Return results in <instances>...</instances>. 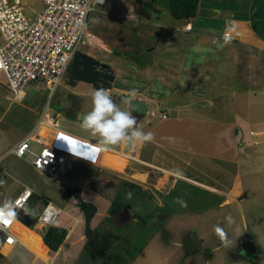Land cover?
I'll return each mask as SVG.
<instances>
[{
  "label": "rangeland",
  "instance_id": "rangeland-1",
  "mask_svg": "<svg viewBox=\"0 0 264 264\" xmlns=\"http://www.w3.org/2000/svg\"><path fill=\"white\" fill-rule=\"evenodd\" d=\"M219 2L224 3V0H205L209 8L218 6ZM35 3L39 4L37 1ZM167 5L168 0H106L101 11L93 12L89 19L88 28L98 39L95 38L91 44L81 45L79 50L109 65L108 70L114 80L110 87L104 89L121 110H127V106L121 105L120 101L132 89L137 91L134 100L138 98L146 103L147 111H136L132 115L139 120L141 131L154 133L157 144L155 141L143 144L140 158L223 190H229L238 176L243 196L235 197L191 183L183 184L184 187L180 184L181 188L169 195L174 177H169L164 183L167 174L156 169L149 173L145 181L137 177L128 181L116 179V176H110L78 159H71L58 176H52L31 165L33 155L17 157L10 154L0 162V204L12 201L27 186L40 196L35 207L29 211L38 214L43 200L48 199L61 210L55 225L67 228L73 222L66 209L69 197L76 200L73 203L76 215L81 213L78 196L97 202L99 208L89 226V235L79 244L74 243L75 249L68 259H56L58 264H102L99 258L89 261L84 251L82 253V244L94 236L95 230L100 236L113 237L107 240H112L108 252L118 255L116 264H264V143L257 141L240 147L234 135L238 125L233 116L234 112L247 116L253 128H257L255 122L260 118L254 115L259 114L256 109L261 111V108L252 99L245 109L242 102L249 96L241 92L235 93L237 100L242 101L237 109L231 107L232 93H227V103H222L225 109L203 106L201 98L207 94L202 90V86L206 87L204 75L197 78L198 90L187 91V94L183 90L186 74L179 77L171 88L157 84L160 78L151 72L139 74L138 68L150 64L152 58L161 55L165 61L172 59L174 62L179 61L184 53L180 48L182 45L175 42L177 36H182L181 32L171 28L180 27V22L169 14ZM128 14H132V18L127 17ZM213 18L218 20L217 15ZM155 45V50H151ZM163 79L168 82L170 77ZM142 83H146L144 91L141 89ZM69 86L66 82L58 86L49 102V117L63 130L88 140L100 141L99 136L81 127L83 117L92 109V95L98 88L81 82L74 87ZM68 89L75 90L77 94L74 99L64 103L63 108L64 94ZM24 92L25 95L16 100L0 71V154L8 151L31 127L48 99V91L41 81L27 84ZM175 104L179 105V110ZM161 110L167 114L164 119L149 115V111L158 114ZM191 113L200 114L202 120H194ZM187 115L190 117L188 120ZM216 115L222 118H218L221 122L219 125L213 122ZM224 128L228 135L217 140L218 129L223 131ZM242 133L249 137L248 131L242 130ZM191 136L192 140L189 139ZM250 137L252 140L258 139L256 135ZM112 147L118 149L120 145ZM182 150L193 151L194 159L184 156ZM171 152H178L192 164L186 166L173 158ZM100 160L101 165L113 169H120L124 163L121 155L111 154L108 150L102 152ZM129 166L142 168L135 162ZM126 170L124 174L128 173ZM132 170L129 169V172ZM163 183L164 187L160 188ZM77 185L84 186L82 192L79 188H76L77 191L73 189ZM66 191H70L69 195ZM179 191H184L185 195H175ZM190 191L191 194L194 192V197H190ZM128 193H131L130 198ZM117 196L123 198L125 206L109 218L108 207ZM25 207L19 214L23 215ZM229 215L235 221L231 227L225 220ZM79 217L81 224L84 223L87 228L84 213ZM20 221L27 226V223ZM217 225L226 230L232 241L230 246L225 247L221 243L214 231ZM32 230L38 229L34 226ZM247 235L257 247L254 258L243 257L238 247L240 239ZM19 249L20 245L17 244L6 260L13 262L16 254L20 255Z\"/></svg>",
  "mask_w": 264,
  "mask_h": 264
},
{
  "label": "crops",
  "instance_id": "crops-1",
  "mask_svg": "<svg viewBox=\"0 0 264 264\" xmlns=\"http://www.w3.org/2000/svg\"><path fill=\"white\" fill-rule=\"evenodd\" d=\"M207 6L208 4L205 3V0H200L195 16L177 19L178 22H180L181 26H175L176 28L171 27L172 29H177L182 34V36L180 37L177 36L175 41L176 44L182 45L180 46V48H182L184 52L179 61L174 60L173 62L172 59L165 61L164 58L162 59L163 56L160 55L161 57L159 56L158 58H152V62L150 64L146 63L147 65L144 64L140 68H138V72L139 74L151 72L154 76L160 78V82H158L157 84L169 88H171L170 86L172 85H176V83L178 82L177 79L179 77H183L186 74L187 78L185 79L183 90H185L187 94L188 92L190 93L198 90L197 78L204 75L203 83H206V87H204L205 85L202 86V90L207 94H205L201 99L203 100V106L207 108L218 107L220 109L221 107H224V102L227 103V93H232V106H230L238 108L239 103L242 101L237 100L238 97L235 96V93L241 92L247 94L249 98L242 102L244 103L242 104V106L246 109V105H249V102L252 99L256 100L257 107L261 108V111H258L256 109V112H258L259 114H255L254 116L260 119L257 118L258 120H256L255 122L257 128H253L251 123L248 121L247 116H243L237 112H234V121L236 122V125H238V128L234 132V135L238 140V145L241 144L240 147L255 144L257 141L264 143V0H224V3L219 2L218 6L212 8H209ZM215 12L222 14H217ZM215 14L217 15L218 20L213 18L214 16L216 17ZM127 17L132 18V14H128ZM215 20H217L218 22ZM186 23H190L191 29L184 30V26ZM226 30L230 32V35L234 36V39L224 48H218L214 41L221 40L222 42L223 32ZM168 34L170 33L168 32ZM96 39L98 38L96 37ZM155 48L156 45L153 46L151 50L154 51ZM166 76L170 77L168 82L163 79ZM145 86L146 83H142L141 89L143 91L145 90ZM153 90H155V88ZM257 94L258 97H256ZM240 98L242 100L244 99L243 97ZM134 101H139L140 103L146 104L145 102L140 101V99L138 98ZM174 106L179 110V105L175 104ZM223 109H225V107ZM188 110H190L189 107ZM192 115V118L194 120L195 118L201 120L203 118V116L198 113ZM189 118L190 117L187 115V120ZM218 118L222 120V118L217 115V120L213 119V122H217V125L221 123ZM55 125L58 127L57 124ZM138 125L139 120H137V126ZM165 127L166 126H164L163 128ZM242 130L244 132L248 131L249 137L245 136L242 133ZM217 133V140H219V138L221 139L222 137H225L224 135L227 134L225 132V128L223 131H220V129H218ZM250 135H256L258 136V139L252 140ZM192 138V136L189 137L190 140H192ZM97 143L100 144V141H98ZM155 143L157 144L156 141ZM142 146L143 144H137L135 147H130L129 145L127 147L126 144H120V147L118 149L114 147H110L107 149L109 153L118 154V156L121 155L124 159V163L120 169H113L104 165H89L91 167H97L99 171H104L110 176H116V179L121 178L128 181L134 180V177H137L140 181H145L148 178L149 173L153 172V170L156 169L157 171L167 174L166 179L165 175H163V178L165 179L164 183L168 181L169 177H174L169 190H172L178 181H182L181 185H183V182L185 181L194 185H201L205 188L208 187L210 190L215 189L224 194H231L235 197L243 196L241 179L238 176L236 177L233 185L229 187V190H223L221 188H217L215 186L195 180L187 175L182 174L181 172H177V170H172L140 158L139 153ZM165 147L167 148L168 146L165 145ZM178 150L180 152V149ZM183 152L185 153V155L183 154ZM170 154L173 158L177 159L180 162H183L186 166L192 164V162L188 158L192 160L194 159L193 151L182 150V154L188 158H182L181 154H179L178 152L176 154L171 152ZM134 162L136 164H139L142 168L136 169L137 167L135 168L129 166L130 163H132L133 165ZM128 168L133 170L129 172ZM125 170L128 171L127 174H124ZM93 177L94 181L95 179L97 181L96 176ZM101 179L103 181V178ZM106 180L109 179L106 178ZM164 183L160 186V188L164 187ZM82 187L84 186L77 185L73 187V189L77 191L76 188H79L80 192H82ZM178 193L179 194L177 195L179 197L185 195L184 191H179ZM189 195L190 197H194V192ZM78 198V202L80 204L79 209H81V213H79V215H76V211L73 206V203L76 200L72 199L71 197H69V200H67L68 205L66 206V209L70 214V218H73V222L69 227H64L65 229H67V234L56 251L51 250L43 242L41 233L38 232L41 229H38L36 231L32 230L25 226L20 220H17L18 222H14V225L11 228V231L16 236L17 240L18 237L16 233L19 232V228L16 227V224L30 231H34L37 236L40 237L43 245L47 250V258L44 259L34 254L18 240L17 244L20 245V255L18 256V254H16V256L13 258L14 261L12 260L13 262L6 260V256L9 255L11 249H13L17 244L14 246L2 244L4 233L0 231V256L3 259L0 264H58L56 259L60 257L61 259H63V261L68 259V257L71 255V252L75 249L76 244L74 243L79 244V242L83 241L84 238H87V236L89 235V231H91L90 227L86 228L84 223L81 224L80 222L79 216L83 215L81 202H87L93 208L89 226L92 224V219L95 217L94 214L98 212L99 208L97 207L96 201H87L85 199H82L80 196ZM3 204L4 203L0 205ZM80 224L83 226L81 227ZM85 244L86 242L82 244V253L84 251ZM27 259H29L28 263H26ZM61 263L63 264L64 262Z\"/></svg>",
  "mask_w": 264,
  "mask_h": 264
},
{
  "label": "built area",
  "instance_id": "built-area-1",
  "mask_svg": "<svg viewBox=\"0 0 264 264\" xmlns=\"http://www.w3.org/2000/svg\"><path fill=\"white\" fill-rule=\"evenodd\" d=\"M105 4L106 0H0V71L6 77L8 89L16 100L24 96V87L30 83L41 81L48 91V99L34 123L8 151L0 154V162L10 154L33 155L31 165L52 176H58L71 159L101 165L103 151L98 150L99 143L57 127L48 109L74 54L81 45L91 44L96 38L88 28L89 19ZM189 29L191 25L186 23L184 30ZM149 115L167 117L164 111L158 114L149 111ZM69 146L75 147L77 155L70 152ZM32 193L26 186L14 197L12 202L17 211L24 209ZM60 211L48 200L34 226L42 229L54 224ZM17 220L16 217L11 223H0V231L4 233L2 244L18 243L11 231Z\"/></svg>",
  "mask_w": 264,
  "mask_h": 264
},
{
  "label": "clouds",
  "instance_id": "clouds-1",
  "mask_svg": "<svg viewBox=\"0 0 264 264\" xmlns=\"http://www.w3.org/2000/svg\"><path fill=\"white\" fill-rule=\"evenodd\" d=\"M233 39L234 36L226 31L222 37V42L221 40H216L214 43L218 48L222 49L230 44ZM136 95L137 91L132 89L129 95L124 96L120 103L127 106V110H121L107 90L97 89L93 93L92 109L83 117L81 127L100 137V144L97 146L98 150L104 151L120 144L135 147L137 144L155 141L154 133L141 131L137 126L136 117L132 115L137 110L133 105ZM69 149L73 155H77L74 146H69ZM128 196L130 198L131 193H128ZM15 209L16 206L12 201L0 205V223H11L17 216ZM225 220L229 227L235 223L231 215L227 216ZM214 231L225 247L231 245L232 241L228 238V234L223 227L217 225L214 227Z\"/></svg>",
  "mask_w": 264,
  "mask_h": 264
},
{
  "label": "trees",
  "instance_id": "trees-1",
  "mask_svg": "<svg viewBox=\"0 0 264 264\" xmlns=\"http://www.w3.org/2000/svg\"><path fill=\"white\" fill-rule=\"evenodd\" d=\"M200 0H168V11L171 16L176 19L188 18L193 17L196 14L197 7ZM182 181H178L170 190L169 195L174 192ZM129 184V183H128ZM183 184H188V182H183ZM135 186V185H133ZM137 188V186H135ZM181 188V187H179ZM67 195H69V191H66ZM179 194L178 192L175 195ZM191 194V191H190ZM122 199V200H121ZM40 200V196L32 193L31 197L25 204L26 210L23 212L22 218L27 223L29 228H33L37 219V215L39 214H32L29 211L30 208L35 207V204ZM48 201V199L43 200V205ZM125 206V202L121 196L114 197L108 207V216L111 218L118 212H120L123 207ZM161 209V208H160ZM162 210V209H161ZM29 212V213H28ZM40 212V211H39ZM43 242L53 251H56L61 243L63 242L66 234L67 229L61 226H57L55 224L49 225L44 227L40 230ZM97 231H94V236L88 239L84 246V253L88 256L90 260H96L99 258L102 261V264H116L119 261V257L117 254L109 253L108 249L111 243L110 241L107 242L108 238H113L110 235H98L96 234ZM135 256L132 258L134 260ZM131 260V259H130ZM128 264V263H127Z\"/></svg>",
  "mask_w": 264,
  "mask_h": 264
},
{
  "label": "water",
  "instance_id": "water-1",
  "mask_svg": "<svg viewBox=\"0 0 264 264\" xmlns=\"http://www.w3.org/2000/svg\"><path fill=\"white\" fill-rule=\"evenodd\" d=\"M98 68L108 69L109 65L107 63L100 62L99 60L95 59L93 56L85 52L78 50L74 54L73 59L68 66V73L73 71V78L75 77L78 80H82L86 83H91L93 84L94 88L100 89L101 87H98L97 85V80L99 76L98 74H100ZM113 79L114 76H108V80L113 81ZM133 105L136 107V111L145 112L147 110V105L140 103L139 101H133ZM81 205L86 218V225H88L87 228H89V221L92 215L93 208L87 202L84 201L81 202ZM19 211L20 210H16V217L19 220L25 222V220L22 218V215L19 214ZM251 243L253 244V241Z\"/></svg>",
  "mask_w": 264,
  "mask_h": 264
},
{
  "label": "flooded vegetation",
  "instance_id": "flooded-vegetation-1",
  "mask_svg": "<svg viewBox=\"0 0 264 264\" xmlns=\"http://www.w3.org/2000/svg\"><path fill=\"white\" fill-rule=\"evenodd\" d=\"M98 71L100 73V74H98L99 76H98V80H97L98 87H101L100 89L110 87L112 85L113 81L108 80V76H113V75L110 74L108 69L98 68ZM73 74H74L73 71L68 73V68H67L62 82L69 83L71 85L69 87H74L79 82L86 83L82 80L76 79L75 77L73 78L72 77ZM88 84L93 86V84H91V83H88ZM74 91L75 90L68 89L67 94H64V98H63L64 102H62L63 108H65L64 103H66V102L68 103L70 99L72 100L76 96L77 93H76V91L75 92ZM133 113H135V112H133ZM251 242H252V238L250 237V235L244 236L240 239L238 247H239L241 253L244 255L243 257H246V256L248 258H254L255 257V254L257 253V247L255 246L254 242H253V244Z\"/></svg>",
  "mask_w": 264,
  "mask_h": 264
},
{
  "label": "bare ground",
  "instance_id": "bare-ground-1",
  "mask_svg": "<svg viewBox=\"0 0 264 264\" xmlns=\"http://www.w3.org/2000/svg\"><path fill=\"white\" fill-rule=\"evenodd\" d=\"M14 222H18V221H14ZM14 222L12 225H14ZM16 227L19 228V232H17L16 235L18 237V240L21 242V244H23L27 249L32 251L34 254L46 259L47 250L43 245L40 237H38L34 231H30L22 226H19L18 224H16Z\"/></svg>",
  "mask_w": 264,
  "mask_h": 264
}]
</instances>
